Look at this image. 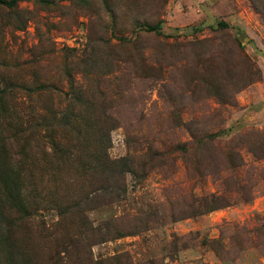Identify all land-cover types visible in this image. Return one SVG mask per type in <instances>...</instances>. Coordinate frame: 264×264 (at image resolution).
Here are the masks:
<instances>
[{
    "label": "rangeland",
    "instance_id": "1",
    "mask_svg": "<svg viewBox=\"0 0 264 264\" xmlns=\"http://www.w3.org/2000/svg\"><path fill=\"white\" fill-rule=\"evenodd\" d=\"M108 1L0 5V90L12 106L0 112V139L13 120L50 124L74 83L118 122L110 157L131 156L146 173L140 183L126 174L122 198L87 214L100 233L85 264H264V0ZM140 22L161 28L147 34ZM109 43L112 69L83 74ZM73 56L88 67L70 65ZM61 134L48 125L34 131L37 161L50 153L48 137ZM30 231L17 237L38 264H83L85 251L54 258Z\"/></svg>",
    "mask_w": 264,
    "mask_h": 264
},
{
    "label": "trees",
    "instance_id": "2",
    "mask_svg": "<svg viewBox=\"0 0 264 264\" xmlns=\"http://www.w3.org/2000/svg\"><path fill=\"white\" fill-rule=\"evenodd\" d=\"M19 1L0 0V5L13 8ZM71 1L78 2L85 9L92 8L97 3L104 7L109 5L108 0ZM34 2L48 5L47 0ZM113 12L110 10L107 14H114ZM113 20L115 22V17ZM218 26L222 29L228 27L225 23H218ZM138 28L147 34H158L161 27L160 23L140 22ZM106 48L107 52L91 56L94 68L84 69L81 71L83 74L97 73L102 69L108 72L112 69L114 54L111 44ZM68 61L72 66L81 62L88 67L87 61L77 56ZM70 74L68 72L69 79ZM68 89L65 103L58 108L57 113L51 114L50 124L43 117L41 120L40 117L34 118L31 115L25 127L13 120V132L0 139V264H38L36 251L27 254L23 237H17L21 232L25 235V232L32 234V231L29 232L32 227L47 243L50 256L60 259V252H63L67 261H70L72 257L69 249L82 250L85 254L79 258L85 264L84 259L89 258L86 247L90 242H99L100 233L87 214L97 207L122 198L126 190V174L132 175L137 183L142 182L146 176L144 170L139 171L142 167L135 164L131 156L118 159L110 157V134L117 128L118 122L110 114L109 106L74 83ZM8 90L12 91V88L9 86ZM209 90L213 96L220 93L215 85ZM7 93V90H0L2 113L12 107L7 102ZM6 105L8 108H5ZM11 115L16 117L13 109ZM47 125L55 127L62 134L60 140L48 137L50 153L40 151V159L37 161L33 133ZM8 148H11L10 152H7ZM44 182L46 184L43 186ZM36 210L53 211L57 220H37L38 216L34 213ZM9 216H17L20 230L15 229L13 222H8L13 221V217L6 219ZM130 228L131 226L126 230ZM130 230L136 232L138 229ZM127 232L115 229V235L119 237ZM29 237L32 238H26ZM63 261L62 258L61 264H64Z\"/></svg>",
    "mask_w": 264,
    "mask_h": 264
}]
</instances>
